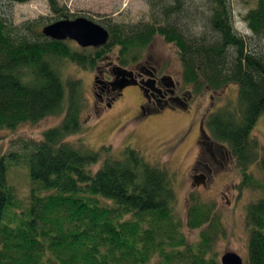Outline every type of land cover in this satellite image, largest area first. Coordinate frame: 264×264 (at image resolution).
<instances>
[{"label": "trees", "instance_id": "trees-1", "mask_svg": "<svg viewBox=\"0 0 264 264\" xmlns=\"http://www.w3.org/2000/svg\"><path fill=\"white\" fill-rule=\"evenodd\" d=\"M253 1L243 18L252 35L264 39V0ZM47 2L54 21L72 16L57 0ZM146 2L147 20H99L109 34L100 47L52 39L36 20L16 24L11 11L0 12V129L63 115L39 140L0 153V264H218L212 247L221 222L213 202L189 194L184 225L198 230L191 241L174 209L168 171L131 147L114 154L109 145L91 150L65 139L80 131L86 103L78 80L68 79L64 104L59 59L95 70L115 53V73L137 64L160 36L174 46L180 81L194 94L235 83V103L207 113L201 126L230 151L241 176L237 190L264 189L249 171L257 163L264 172V147L252 135L264 112V52L232 26L230 0H200V10L195 0ZM20 164L31 184L25 207L6 174ZM245 222L247 264H264V198L247 203Z\"/></svg>", "mask_w": 264, "mask_h": 264}, {"label": "rangeland", "instance_id": "rangeland-1", "mask_svg": "<svg viewBox=\"0 0 264 264\" xmlns=\"http://www.w3.org/2000/svg\"><path fill=\"white\" fill-rule=\"evenodd\" d=\"M57 1L72 14L69 18L83 16L96 23L105 18L124 23L148 19L149 7L146 0ZM195 1L200 10V0ZM253 3V0H230L232 26L248 41L249 46L261 48L264 52V39L254 37L243 18L254 6ZM0 9V12L11 11L16 24L36 20L39 28L54 21L56 17L47 0L12 3L1 1ZM195 27L197 31L203 29L201 22ZM116 62V54L110 53L98 62L97 69L87 70L65 59L57 60V68L65 88L64 104L68 79L78 80L79 90L86 103L80 117L83 121L80 131L65 139L76 144L80 141L91 150L109 145L114 154H119L124 147L138 150L147 162L164 168L171 175L176 198L174 209L183 222L185 236L191 241H196L198 237V230L184 225L188 196L192 193L199 201L215 204L221 226L212 248L218 264H221L220 257L229 251L238 254L243 260L242 264H247L248 229L245 208L250 201L264 198V189L244 188L239 192L236 187L241 176L230 151L226 145L213 141L201 126L207 113L223 104L235 103L237 85L229 83L217 91L207 90L194 94L190 85H184L180 81L181 65L174 46L166 43L160 36H155L141 60L135 65L124 66V70L143 72L148 69L158 76H167L174 82L178 93L184 94H180L181 98L186 93L190 97L186 96L185 107L175 103L173 107L141 115V103L144 99L137 85L125 86L121 92L111 89L103 95V100L97 96L100 81L112 82L115 79L112 69L119 66ZM62 116H46L35 123L19 124L12 130L0 129V153L19 150L23 140H39L42 131L58 123ZM252 135L264 147V112L258 117ZM99 165L100 162L93 165V168L96 169ZM249 171L264 184V172L257 163H253ZM26 172V166L20 164L10 166L6 173L22 207L28 203L31 186ZM195 176H202V179L196 181Z\"/></svg>", "mask_w": 264, "mask_h": 264}, {"label": "water", "instance_id": "water-1", "mask_svg": "<svg viewBox=\"0 0 264 264\" xmlns=\"http://www.w3.org/2000/svg\"><path fill=\"white\" fill-rule=\"evenodd\" d=\"M42 33L56 40H70L82 47H100L108 39V31L99 23L90 19L78 16L75 18H62L49 24H44L41 28ZM115 78L119 89L128 85H136L137 81L131 79L127 70L115 71ZM221 264H242L243 260L238 254L229 251L220 257Z\"/></svg>", "mask_w": 264, "mask_h": 264}, {"label": "flooded vegetation", "instance_id": "flooded-vegetation-1", "mask_svg": "<svg viewBox=\"0 0 264 264\" xmlns=\"http://www.w3.org/2000/svg\"><path fill=\"white\" fill-rule=\"evenodd\" d=\"M129 74L131 75L132 80H135V82L137 81L136 85L139 86L142 91L144 102L141 103V115L145 112V110H148L149 112H151L152 110L158 111L162 108L171 106L173 107L175 106V103H179L183 105V107H185L186 96L190 97V95L186 93V96H182L181 98V93H178V91L175 89L174 82L169 77L158 76L157 73L152 70L146 69L143 72L129 71ZM116 83V78L112 82L100 81L101 85L98 86L99 93H97L99 99L103 100V95H105V93L110 91L111 89H116L121 92V89H119V86ZM107 104L109 105L108 101ZM201 177L202 176H195L196 181L202 179Z\"/></svg>", "mask_w": 264, "mask_h": 264}]
</instances>
